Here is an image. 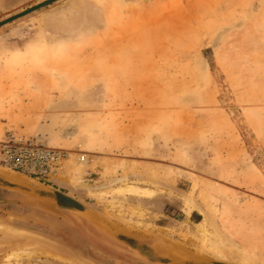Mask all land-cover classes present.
<instances>
[{
  "label": "rangeland",
  "instance_id": "1",
  "mask_svg": "<svg viewBox=\"0 0 264 264\" xmlns=\"http://www.w3.org/2000/svg\"><path fill=\"white\" fill-rule=\"evenodd\" d=\"M41 1L0 0V21ZM70 1L0 26V57L30 58L25 78L45 94L0 114V143L14 134L60 152L46 180L1 163L0 175L87 211L0 186L19 202L0 204V264H155L116 233L173 261L264 264V0H120L106 12L90 0L98 26L49 35L46 14ZM129 186L139 191H112ZM202 229L219 258L199 248Z\"/></svg>",
  "mask_w": 264,
  "mask_h": 264
},
{
  "label": "crops",
  "instance_id": "2",
  "mask_svg": "<svg viewBox=\"0 0 264 264\" xmlns=\"http://www.w3.org/2000/svg\"><path fill=\"white\" fill-rule=\"evenodd\" d=\"M86 1L90 0H71L70 3L65 5L64 7L57 8L56 10H51L48 14H46L47 17H45L44 21L46 22L48 31H50L49 35H56V37L60 36L63 39H73L75 34L77 33H81L84 35L88 34L89 25L91 24L93 27L95 23L94 19L90 16V14L94 12L93 8L95 7H91V4L87 5L85 3ZM119 1L120 0H101L100 2H98L97 0H92V4L94 3L97 6H100L104 10V12H106L110 10L116 2ZM123 3L124 6H121L125 8H131L133 6V0H124ZM89 10H92V12ZM129 15L134 16L132 14ZM95 26H98V19L96 20ZM93 31L94 30H92L91 32ZM42 37H44V35ZM43 45H45V43L41 39L40 43H38L36 46ZM80 46L82 49H87L86 44L83 42L80 43ZM69 48H72L71 45L69 46ZM29 60L30 58H11L4 60V56L0 57V114L16 112V110L14 109V105H16V107L20 105L22 106L23 103H25L26 97L42 98V96L45 95L42 94L39 87H36L32 84L36 81L35 78L39 77L38 75L29 76L28 79L25 78L24 66H30V64H32L31 62L27 64ZM26 82L31 83L28 85L27 89L25 88ZM12 98L21 99V101L17 100V103L13 102L12 104V102L9 101V99ZM10 104H12V108L8 109ZM193 212L196 216H201V213L199 211Z\"/></svg>",
  "mask_w": 264,
  "mask_h": 264
},
{
  "label": "water",
  "instance_id": "3",
  "mask_svg": "<svg viewBox=\"0 0 264 264\" xmlns=\"http://www.w3.org/2000/svg\"><path fill=\"white\" fill-rule=\"evenodd\" d=\"M54 0H43L40 3H37L21 12H18L2 21H0V26L8 23L12 20H15L29 12H32L38 8H41L45 5H49ZM0 186L18 189L21 191L29 192L34 195H36L39 198L48 200L52 203H54L56 206L68 209V210H74V211H80V212H86L87 207L84 206L80 201L76 200L72 196L66 194L65 192H62L58 189L52 188V189H45L42 188L36 184L29 183L28 185H22L13 183L3 176L0 175ZM19 204L18 201L15 200H9V199H2L0 198V204ZM115 237L126 244L128 247L137 250L142 256L146 257L150 262H153L155 264H234L226 261H217V260H183V261H173L172 259L158 255L154 249H152L149 245L142 243L137 238H134L132 236H128L122 233H116ZM94 260V259H93ZM100 264H109L105 263L99 260H94Z\"/></svg>",
  "mask_w": 264,
  "mask_h": 264
},
{
  "label": "built area",
  "instance_id": "4",
  "mask_svg": "<svg viewBox=\"0 0 264 264\" xmlns=\"http://www.w3.org/2000/svg\"><path fill=\"white\" fill-rule=\"evenodd\" d=\"M60 152L33 138L10 134L0 143V163L22 173L48 179L57 170Z\"/></svg>",
  "mask_w": 264,
  "mask_h": 264
},
{
  "label": "bare ground",
  "instance_id": "5",
  "mask_svg": "<svg viewBox=\"0 0 264 264\" xmlns=\"http://www.w3.org/2000/svg\"><path fill=\"white\" fill-rule=\"evenodd\" d=\"M79 165V164H78ZM82 166V165H81ZM74 167V168H73ZM72 168V170L74 171V173L76 174V173H79V170L81 169V168H79V167H76L75 168V165L73 166ZM83 167V166H82ZM82 171H80V173H81ZM186 172V171H185ZM8 173V172H7ZM181 173H184V170H182V172H180V174ZM188 173V172H187ZM3 174V176L5 177V178H8L7 180H9V181H11V182H13V183H17V184H22V185H28L27 183H25V182H22V181H20V179H15V177L16 176H12L11 174L9 175H7L6 173H2ZM6 174V175H5ZM72 174V173H71ZM74 175V174H73ZM78 175V174H77ZM16 178H19V177H16ZM76 178V177H75ZM148 190V189H147ZM150 190V189H149ZM112 191H115V192H123V191H129V192H137V191H139V189L137 188V187H135V186H129V187H127V188H122V187H117V188H114ZM141 192H144V193H150L149 191L148 192H146V190H143V191H141ZM151 194V193H150ZM92 195H95V194H92ZM153 196V195H152ZM209 199V198H208ZM203 230V229H202ZM185 235V234H184ZM200 235V234H199ZM202 235H203V237L202 238H204L203 240H201V241H199V248L201 249V250H203V252H205V253H207V252H209V253H212L213 254V256L215 255V256H217L218 258L220 257V253L214 248V245L216 246V245H220V241H217L215 238L214 239H212L211 238V233L210 232H208V231H206V230H203L202 231ZM186 236H188V235H186ZM190 236V235H189ZM214 236V235H213ZM184 237V236H183ZM192 239H196V238H192ZM196 241V240H195ZM198 241V240H197ZM196 243V242H195ZM167 246V245H166ZM221 246V245H220ZM222 247V246H221ZM166 248V247H165ZM163 249H164V247H163ZM163 249H160L161 250V252H164V253H167L166 251H163ZM218 249H219V247H218ZM165 250V249H164ZM169 250H170V248H169ZM222 250V249H221ZM159 251V250H158ZM170 251H172V250H170ZM223 252V251H222ZM231 252V251H230ZM172 253V252H171ZM170 252H169V254H171ZM231 254H233V253H231ZM172 256H173V253L171 254ZM235 255V254H234ZM231 256V255H230ZM238 257H239V255H237ZM223 257H224V255H223ZM227 257H229V256H227ZM236 257V256H235ZM243 258H245V257H243ZM223 259H226L225 257L223 258ZM227 259H231V260H235L234 258H227ZM241 263L242 264H247L248 263V260H246V259H241ZM240 263V264H241ZM253 263V262H252Z\"/></svg>",
  "mask_w": 264,
  "mask_h": 264
}]
</instances>
